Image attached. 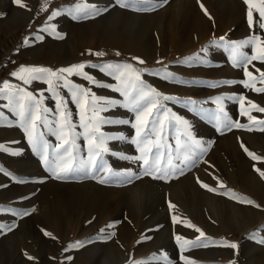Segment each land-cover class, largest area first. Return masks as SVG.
Listing matches in <instances>:
<instances>
[{
    "label": "rangeland",
    "instance_id": "374dc122",
    "mask_svg": "<svg viewBox=\"0 0 264 264\" xmlns=\"http://www.w3.org/2000/svg\"><path fill=\"white\" fill-rule=\"evenodd\" d=\"M23 2L26 8L18 7L13 0H0V85L4 81L21 84L10 75L13 71L18 72L20 67L58 70L81 62H129L136 68L159 71L161 76L169 71L182 80L204 81L205 84L242 81L248 79L242 70L233 68L228 54L211 46L210 42L220 37L239 41L259 34L248 28V6L243 0H166L164 6L147 12L121 8L115 0H49L46 11L40 10L44 0ZM252 3L255 28L258 18L255 7L259 6V0H252ZM77 4L98 5L109 10L95 18L74 21L66 10ZM198 5L210 9L207 15L210 20L198 15ZM60 10L65 11L52 23L58 25L57 31L65 34V38L53 39L47 33L38 32L47 24L49 14ZM36 34L44 35V41H35ZM25 40L29 41L28 46L23 45ZM202 48L209 50L208 65L181 63L198 54L203 57ZM89 50L92 53L103 51L105 55L102 58L90 55ZM244 51L249 55L257 54L251 47ZM135 58L144 63H138ZM253 65L255 67L250 65L249 71L252 79L258 80L256 69L264 71V64L254 61ZM86 71L102 82L115 83L97 70ZM141 78L162 95L174 96L181 101L166 103L174 113L187 118L194 126L196 137L206 142L208 151L203 160L185 174L167 181L149 176H141L124 186L101 185L91 178L58 181L49 178L20 128L0 127V143L11 147L10 142L15 141L18 142L16 147L23 150L15 157L0 154V168L24 181L10 182L7 176L0 175V208L27 209L29 212L23 218L0 215V222L16 220L14 229L0 234V264H126L129 260H151L161 253L179 260L181 253L174 234L186 239L199 234L193 228L174 224L171 218L177 214L182 221L200 228L209 241H216L215 245L210 243L206 248L182 253L194 264H230L232 260L236 264H264V244L259 243L264 239V177L260 176V172H264V127L256 126L264 120V113L255 111L247 103L250 100L264 107V93L249 91L240 83L211 89L202 85L170 83L160 76L148 74ZM70 79L88 86L76 76ZM25 87L34 93L46 89L40 82ZM254 87L264 85L256 83ZM93 91L98 96L122 99L110 90L93 88ZM233 94L246 96L244 111L255 120L248 121L247 115L239 116V105L225 101L231 117L247 127L234 128L223 134L185 109L183 104L190 99L211 101L219 95ZM62 95L68 98L66 91ZM45 96H48L47 92ZM5 103L0 101V105ZM44 105L55 108L51 99H45ZM201 106L209 111L216 107L210 102ZM68 107L73 112V121L79 123L75 105L69 102ZM4 111L14 119L6 109ZM102 115L130 121L128 125L104 126L103 132L123 134L129 140L135 138V129L131 127V123H135L134 114L116 108ZM177 134L176 128L166 126L165 143L174 148ZM46 139L56 143L55 138L47 134ZM78 144L82 154H86V142L81 139ZM108 147L125 155L139 154L130 142L109 141ZM245 148L260 159L253 160ZM105 159L115 170L140 171L138 163L119 160L109 154ZM197 181L216 191L201 188ZM224 191L250 199L260 207L217 194ZM169 202L176 205L178 212L169 208ZM102 229L115 235L98 240ZM222 241L236 243L238 247L234 250L222 246ZM77 242L81 243L79 248L68 247Z\"/></svg>",
    "mask_w": 264,
    "mask_h": 264
},
{
    "label": "snow or ice",
    "instance_id": "6c2138e0",
    "mask_svg": "<svg viewBox=\"0 0 264 264\" xmlns=\"http://www.w3.org/2000/svg\"><path fill=\"white\" fill-rule=\"evenodd\" d=\"M14 4L21 8L27 5L23 0H13ZM49 0H44L41 5V11L47 10ZM116 5L121 8L132 9L134 11L147 12L164 6L166 0H115ZM247 8V25L255 33L245 39L232 41L226 37H220L210 42L211 46L217 49H223L228 54V60L235 69H240L243 76L248 78L242 81L224 80L218 83H207L198 80H182L172 72L165 71L163 76L159 71H149L148 69L136 68L129 62L117 63H78L69 67H61L58 70L47 67H20L19 71H13L10 75L21 81V84H12L4 81L0 85V101H6L0 105V127H18L23 131L27 144L31 146L32 151L40 158L43 167L49 174V178L58 181H67L76 178H91L101 185H129L133 181L140 179L141 176H149L152 179L167 181L170 177H179L196 167L208 151L206 142L197 138L194 134V126L187 118L181 117L174 113L167 106L166 102L181 103L176 97L162 95L154 87L146 83L141 77L144 74L160 76L163 80L170 83L181 85H202L211 89L221 86H235L242 84L243 88L256 93H264V87H254L259 83L264 85V71L259 68L258 80L252 79V73L249 66L254 61L264 64V0H259V6L255 7L258 13L257 21L254 28L253 3L252 0H243ZM203 8V6L201 5ZM107 8H100L98 5L77 4L74 8L66 10L71 19L81 21L87 18H95L98 15L108 11ZM62 11H53L48 16V22L45 26L38 29V32L47 33L53 39H64L65 34L57 31L58 25L52 23L58 18ZM205 15H208L205 10ZM211 18V17H209ZM44 35L36 34L35 41L43 42ZM29 41H23L24 46H28ZM251 47L253 53L249 55L244 49ZM208 48H202L204 56L195 55L186 58L181 63L191 66L193 64L206 66L209 60L206 58ZM90 55L103 57V51L92 53ZM119 55V53H117ZM137 59V62L143 64L144 61ZM86 69L97 70L103 75L109 77L115 83H107L98 80L91 75ZM26 74V75H22ZM76 76L86 81L88 86L73 82L70 77ZM251 81V82H249ZM33 82H40L46 85V89H41L34 93L29 90ZM93 88L106 89L118 93L122 99L108 98L98 96ZM66 91L68 98L62 95ZM45 92L48 96H45ZM45 99H51L55 102V108L50 109L44 105ZM225 101H231L239 105V116L247 115L248 121H254L255 118L244 111L246 96L244 94L219 95L211 101H197L190 99L183 101L185 109L196 116L205 119L215 130L221 134L231 131L234 128H245L246 125L240 124L234 120L229 111L226 109ZM71 102L77 109L79 123L73 121V112L69 109L68 104ZM213 103L216 105L214 111H209L201 105L204 103ZM247 103L257 112L264 113V107H259L252 101ZM122 108L134 114L135 123L131 127L135 129V138L128 139L123 134H108L101 129L104 126L111 125H128L127 119H114L102 115L110 110ZM14 119H10L4 110ZM85 116L88 119L85 120ZM166 126L176 128L178 134L175 136V147L165 143L164 129ZM258 127H264V120H260ZM77 129H80L79 131ZM46 134L55 138L56 143H50L46 139ZM83 139L87 144L86 154L82 150L78 141ZM109 141L130 142L135 146L138 155H125L112 151L108 147ZM18 142H10V146L0 143V154L10 156H19L22 149L16 147ZM243 147V145H241ZM253 159L259 157L253 155L244 149ZM112 155L119 160L131 161L138 163L140 171L128 169L125 171L115 170L109 165L105 155ZM259 171V169H257ZM0 175L7 176L10 182L24 183L10 172L0 168ZM264 177V172H260ZM200 183V187L209 192L216 191L207 184ZM2 187V185H0ZM224 187L223 184L220 185ZM217 194L228 196L242 203L254 205L250 199L237 196L230 191L218 192ZM169 208L177 210L176 205L169 202ZM260 207L259 205H254ZM32 211H35L33 208ZM178 212V210H177ZM10 215L14 218H23L29 215L27 209L20 211L14 208H0V215ZM174 224H183L184 227L193 228L199 235L193 239H186L184 236L174 234L176 244L179 246V260H173L166 253L154 255L151 260H129L126 264H194L193 261L186 258L182 253L193 249L206 248L209 244H216V241H209L205 233L198 227L189 222L182 221L179 214L172 216ZM16 220L10 222H0V234L14 229ZM111 227V225H109ZM45 235L49 233L45 232ZM115 233H105L102 229L101 234L96 239H107L114 236ZM264 244V239L259 240ZM222 246L231 249H237L236 243L227 241L221 242ZM80 242L68 245L69 248H79ZM32 259V257H28ZM230 264H236L232 260Z\"/></svg>",
    "mask_w": 264,
    "mask_h": 264
},
{
    "label": "crops",
    "instance_id": "0c3cea01",
    "mask_svg": "<svg viewBox=\"0 0 264 264\" xmlns=\"http://www.w3.org/2000/svg\"><path fill=\"white\" fill-rule=\"evenodd\" d=\"M205 10L207 11V13L210 12V9H209V10H207V9H203V8L201 7V5H198V6L196 7V11L198 12V15H200L202 19H205L206 21H208V20H210V19L207 17V15H205Z\"/></svg>",
    "mask_w": 264,
    "mask_h": 264
},
{
    "label": "bare ground",
    "instance_id": "6f19581e",
    "mask_svg": "<svg viewBox=\"0 0 264 264\" xmlns=\"http://www.w3.org/2000/svg\"><path fill=\"white\" fill-rule=\"evenodd\" d=\"M251 180V179H250ZM248 182V181H247Z\"/></svg>",
    "mask_w": 264,
    "mask_h": 264
}]
</instances>
